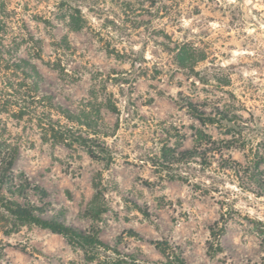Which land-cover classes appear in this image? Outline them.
<instances>
[{
    "label": "rangeland",
    "instance_id": "rangeland-1",
    "mask_svg": "<svg viewBox=\"0 0 264 264\" xmlns=\"http://www.w3.org/2000/svg\"><path fill=\"white\" fill-rule=\"evenodd\" d=\"M4 2L6 56L32 63L55 103L91 116L113 159L106 165L85 147L44 140L29 119L0 112V147L18 148L0 190L45 218L97 229L118 252L100 262L156 264L163 257L154 242L162 241L189 264H264V0ZM188 103L230 121L202 123ZM162 151L196 152L176 166L188 181L154 172ZM99 190L106 211L94 220ZM100 262L46 229L0 231V264Z\"/></svg>",
    "mask_w": 264,
    "mask_h": 264
},
{
    "label": "trees",
    "instance_id": "trees-1",
    "mask_svg": "<svg viewBox=\"0 0 264 264\" xmlns=\"http://www.w3.org/2000/svg\"><path fill=\"white\" fill-rule=\"evenodd\" d=\"M65 1L69 2V0ZM5 8L4 0H0V18L4 17ZM28 39L32 41V45L38 50L37 56L40 55L41 47L39 41L30 35ZM105 45L109 53H113L116 56L120 55L119 50L112 48L108 43ZM8 53V46L1 42L0 112L9 113L13 118L19 120L27 118L35 124L44 140L61 143L69 148L76 146L85 147L91 156L100 157L106 165H109L112 162L113 156L109 147L105 146L104 142H101L99 139V137L107 135L101 134L97 130L95 120L91 116L72 112L68 108L55 103L49 95L42 93L39 88L40 74L37 68L26 58L6 56ZM195 61L196 59L189 63L192 64ZM183 66L187 67V64H183ZM107 107L112 111L116 109V106L111 101H109ZM187 109L190 110L195 118L205 124H217L220 126L225 125L224 121H230L224 112H217V116H207L191 103H188ZM200 141H202V137H200ZM4 147H0V152L8 156L3 157L0 161V184L8 180L9 171L18 153V148L15 145L6 143ZM195 153L194 151H185L180 153L179 156H167L169 153L162 151L163 162H152L154 172L160 178L186 182L189 180V176L180 172L176 166L178 164H190ZM102 154L103 156H100ZM162 171L167 172L162 174ZM22 185L12 190L11 194L23 193L25 191V182ZM195 187L201 189L198 184H195ZM202 191L205 192L207 190L203 189ZM101 193L102 190H99L93 196L94 210L91 212V215L94 220H99L101 214L106 211V208L98 203ZM37 210V207L21 204L0 190V231L5 235H10L17 232L23 226H36L46 229L52 233L62 235L69 244L80 247L84 251L86 259L91 261L98 260L100 262V256L107 258L109 256L107 254L108 251L118 253L116 249L111 248L100 239L97 229L83 230L64 221L45 218L40 213H36ZM224 229L225 226L222 224L217 229L219 232H212L213 237L216 239V248H213V245L209 246L207 254L211 258L220 251L218 236ZM154 245L163 257L156 264H189L167 242L155 241ZM127 263L131 262L126 257H115L112 262L106 261V259L100 262V264ZM144 264L151 263L145 262Z\"/></svg>",
    "mask_w": 264,
    "mask_h": 264
}]
</instances>
